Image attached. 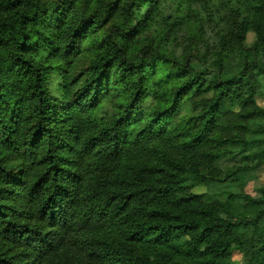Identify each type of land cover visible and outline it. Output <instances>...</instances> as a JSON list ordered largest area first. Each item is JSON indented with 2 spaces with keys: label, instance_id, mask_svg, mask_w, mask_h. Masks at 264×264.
Listing matches in <instances>:
<instances>
[{
  "label": "trees",
  "instance_id": "trees-1",
  "mask_svg": "<svg viewBox=\"0 0 264 264\" xmlns=\"http://www.w3.org/2000/svg\"><path fill=\"white\" fill-rule=\"evenodd\" d=\"M259 100L264 0H0V264H264Z\"/></svg>",
  "mask_w": 264,
  "mask_h": 264
},
{
  "label": "rangeland",
  "instance_id": "rangeland-1",
  "mask_svg": "<svg viewBox=\"0 0 264 264\" xmlns=\"http://www.w3.org/2000/svg\"><path fill=\"white\" fill-rule=\"evenodd\" d=\"M259 104L264 105L263 101L259 100ZM233 166V163L225 164V168H231ZM240 185H243L244 192L254 198H257L259 196V190L261 187H264V165L261 166V168L256 172H251L248 174H245L240 179ZM209 190L207 187H196L194 192L195 193H209ZM234 260L237 262V264H242L241 257L238 253L233 254Z\"/></svg>",
  "mask_w": 264,
  "mask_h": 264
}]
</instances>
